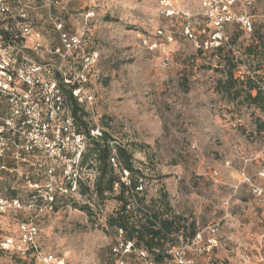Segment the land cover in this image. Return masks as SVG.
<instances>
[{"label":"rangeland","instance_id":"obj_1","mask_svg":"<svg viewBox=\"0 0 264 264\" xmlns=\"http://www.w3.org/2000/svg\"><path fill=\"white\" fill-rule=\"evenodd\" d=\"M6 1L28 20L0 15L21 42L10 44L14 59L51 64L58 84H80L93 97L83 107L89 127L133 152L145 198L160 203L166 191L174 212L195 224L196 237L182 238L167 264H179L177 251L191 264H264V129L257 126L264 107L228 97L221 85L228 59L236 78L253 76L243 53L254 31H264V0ZM222 16L228 20L219 29ZM257 68L264 77V66ZM83 176L92 192L97 171L86 166ZM91 192L32 202L24 180L0 172V199L12 205L0 240H15L0 250V264H45L49 256L68 264H153L122 233H106L119 204ZM23 223L36 227L32 242Z\"/></svg>","mask_w":264,"mask_h":264},{"label":"built area","instance_id":"obj_2","mask_svg":"<svg viewBox=\"0 0 264 264\" xmlns=\"http://www.w3.org/2000/svg\"><path fill=\"white\" fill-rule=\"evenodd\" d=\"M8 11L9 6L0 0V14ZM227 20L225 16L217 18L216 26L222 28ZM25 32L30 33L27 28ZM159 35L164 36L163 32H159ZM67 44L72 47L75 42ZM151 47L157 48V44ZM66 83L72 84L68 80ZM0 94L7 99L9 106L0 124V172L24 180L31 191L32 202L43 200L52 205L59 196L72 197L79 194L87 187L83 176L86 166L95 169L99 176L97 167L92 165L93 161L86 165L83 163L89 137L78 130L60 86L52 78L51 64L25 60L21 66H17V60L10 56L9 51L0 48ZM75 95L81 107L93 102L91 95L81 94L80 84ZM90 134L94 139L101 136V132L94 128H90ZM114 144L116 141L111 142L112 146ZM111 162L121 170L122 180L127 182L129 173L123 169L116 150ZM11 206L8 201L0 199V228L3 215ZM13 206L21 208L17 200ZM21 228L30 229L25 239L32 242L36 227L23 223ZM14 247L13 237L0 240L1 251H9ZM176 254L179 264H191L184 259V252L177 251ZM44 263L68 264L52 256L45 257Z\"/></svg>","mask_w":264,"mask_h":264},{"label":"trees","instance_id":"obj_3","mask_svg":"<svg viewBox=\"0 0 264 264\" xmlns=\"http://www.w3.org/2000/svg\"><path fill=\"white\" fill-rule=\"evenodd\" d=\"M4 1L9 6V3ZM10 3H15V0ZM5 14L11 16L12 23L17 21L24 25L28 23V20L21 16H14L10 7ZM0 15L3 16V14ZM1 23L3 20L0 21V48L8 50L10 56L14 58L13 52L9 49L11 48L10 44L18 45L21 48V42L18 36L3 29ZM20 33H23V28ZM223 49L224 47L220 45L214 49V52L222 54ZM243 54L245 62H249L250 67H255L251 72L254 73L253 76H247L242 81L236 78L234 72L237 69V64L232 59H228V70L221 85L225 88L228 97L234 100L242 99L255 107H264V77L258 74L261 68H257L264 66V31L262 28L254 31L253 41L245 48ZM20 59H16L17 66H21L25 62ZM59 86L78 130L89 137V145L83 163L86 165L93 161L92 165L95 164L99 172L92 192L90 188L85 187L82 193L88 195L91 192L102 201L115 199L119 204V209L108 218L106 233L111 237H118L122 233L123 243L131 244L134 252H146L151 256L153 264H167L173 260L171 250L180 244L182 238L192 240L196 237L198 231L195 224L186 225L183 218L174 212L166 191L161 193L160 203L145 198L147 193L144 187L145 174L135 165L133 152L128 146L121 143L116 142L112 146L111 142H114L115 139L107 131L101 132V136L97 139L92 138L84 108L78 104L75 95L78 84L71 86V84L60 80ZM8 110L7 99L0 94V124ZM257 126L262 131L264 121H259ZM114 150L120 158L123 169L129 173L127 182L122 180L121 170L118 169V174L117 168L111 162ZM83 209L89 213L92 211L90 206H85ZM32 250L38 253L35 246L32 247Z\"/></svg>","mask_w":264,"mask_h":264}]
</instances>
